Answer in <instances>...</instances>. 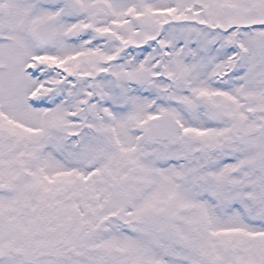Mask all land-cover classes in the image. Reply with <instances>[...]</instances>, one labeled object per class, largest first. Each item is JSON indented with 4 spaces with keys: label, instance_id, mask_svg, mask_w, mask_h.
I'll return each mask as SVG.
<instances>
[{
    "label": "snow or ice",
    "instance_id": "1",
    "mask_svg": "<svg viewBox=\"0 0 264 264\" xmlns=\"http://www.w3.org/2000/svg\"><path fill=\"white\" fill-rule=\"evenodd\" d=\"M0 264H264V0H0Z\"/></svg>",
    "mask_w": 264,
    "mask_h": 264
}]
</instances>
